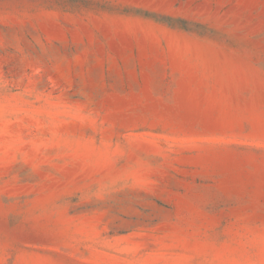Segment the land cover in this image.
<instances>
[{"label": "rangeland", "instance_id": "1", "mask_svg": "<svg viewBox=\"0 0 264 264\" xmlns=\"http://www.w3.org/2000/svg\"><path fill=\"white\" fill-rule=\"evenodd\" d=\"M0 264H264V0H0Z\"/></svg>", "mask_w": 264, "mask_h": 264}]
</instances>
